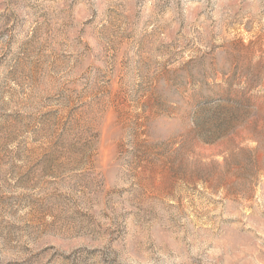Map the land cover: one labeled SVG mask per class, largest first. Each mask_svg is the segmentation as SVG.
Returning a JSON list of instances; mask_svg holds the SVG:
<instances>
[{"label": "rangeland", "instance_id": "1", "mask_svg": "<svg viewBox=\"0 0 264 264\" xmlns=\"http://www.w3.org/2000/svg\"><path fill=\"white\" fill-rule=\"evenodd\" d=\"M0 264H264V0H0Z\"/></svg>", "mask_w": 264, "mask_h": 264}]
</instances>
